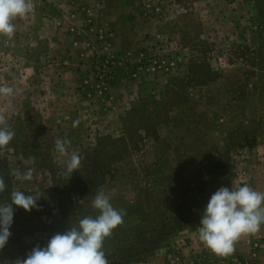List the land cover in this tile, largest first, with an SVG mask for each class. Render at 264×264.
<instances>
[{
	"label": "rangeland",
	"instance_id": "rangeland-1",
	"mask_svg": "<svg viewBox=\"0 0 264 264\" xmlns=\"http://www.w3.org/2000/svg\"><path fill=\"white\" fill-rule=\"evenodd\" d=\"M120 2L31 0L0 35V86L15 90L0 111L18 136L0 150V205L41 196L13 205L0 264L98 216L101 190L126 213L104 241L109 264H179L211 194L245 162L264 177V0ZM29 157L34 179L20 182Z\"/></svg>",
	"mask_w": 264,
	"mask_h": 264
},
{
	"label": "clouds",
	"instance_id": "clouds-1",
	"mask_svg": "<svg viewBox=\"0 0 264 264\" xmlns=\"http://www.w3.org/2000/svg\"><path fill=\"white\" fill-rule=\"evenodd\" d=\"M31 0H0V35L11 38L16 30L13 20L23 18L32 11ZM15 95L12 87L0 86V96L10 98ZM78 123V122H75ZM74 123V126H75ZM15 132L7 124V117L0 111V150L12 141ZM71 141L57 139L56 151L67 155V146ZM34 157L24 161L26 170H13V175L20 182L32 181L35 169ZM81 165V157L73 153L65 161L63 175L70 179L72 173ZM6 189L5 180L0 176V193ZM40 193L25 194L13 190L10 203L0 205V249H3L12 235L13 205L25 211L39 209L37 201ZM92 207L98 210L95 218L86 216L78 226H71L63 233L54 234L46 247L36 246L19 264H109L103 250L104 241L112 231L123 223L126 214L122 209H115L110 197L102 190L92 199ZM264 225V191H258L248 184H233L231 189L221 186L211 194L200 220L199 240L213 253L226 257L235 251V243L242 235H255Z\"/></svg>",
	"mask_w": 264,
	"mask_h": 264
},
{
	"label": "crops",
	"instance_id": "crops-1",
	"mask_svg": "<svg viewBox=\"0 0 264 264\" xmlns=\"http://www.w3.org/2000/svg\"><path fill=\"white\" fill-rule=\"evenodd\" d=\"M260 157L264 159V154ZM242 167L244 170L242 169L232 177L234 184H248L255 190L264 191V177H255L257 171L248 167L246 162ZM247 170L249 173L246 172ZM261 170L264 171V168ZM181 248V260L177 262L179 264H195L196 261H201L202 264H235L236 261L243 264H264V225L255 235H242L235 243V251L226 257L216 255L200 240L194 239L193 243L187 240Z\"/></svg>",
	"mask_w": 264,
	"mask_h": 264
},
{
	"label": "built area",
	"instance_id": "built-area-1",
	"mask_svg": "<svg viewBox=\"0 0 264 264\" xmlns=\"http://www.w3.org/2000/svg\"><path fill=\"white\" fill-rule=\"evenodd\" d=\"M235 264H243L242 262L240 261H236Z\"/></svg>",
	"mask_w": 264,
	"mask_h": 264
},
{
	"label": "trees",
	"instance_id": "trees-1",
	"mask_svg": "<svg viewBox=\"0 0 264 264\" xmlns=\"http://www.w3.org/2000/svg\"><path fill=\"white\" fill-rule=\"evenodd\" d=\"M14 137H18V136H17V134H15V135H14ZM14 137H13V139H12V140H14V139H15Z\"/></svg>",
	"mask_w": 264,
	"mask_h": 264
}]
</instances>
